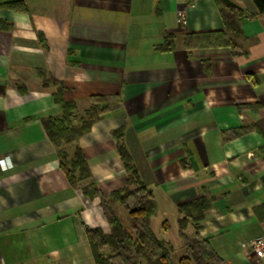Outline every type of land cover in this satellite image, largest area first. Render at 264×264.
Masks as SVG:
<instances>
[{
    "label": "crops",
    "instance_id": "crops-1",
    "mask_svg": "<svg viewBox=\"0 0 264 264\" xmlns=\"http://www.w3.org/2000/svg\"><path fill=\"white\" fill-rule=\"evenodd\" d=\"M0 21V264H95L85 228L110 232L100 197L60 168L42 119L61 108L42 72L64 84L75 122L92 96L108 105L64 147L81 148L101 195L126 185L122 128L158 238L182 246L178 205L204 198L184 233L226 264H264L247 250L264 236V18L252 0H0Z\"/></svg>",
    "mask_w": 264,
    "mask_h": 264
},
{
    "label": "trees",
    "instance_id": "trees-1",
    "mask_svg": "<svg viewBox=\"0 0 264 264\" xmlns=\"http://www.w3.org/2000/svg\"><path fill=\"white\" fill-rule=\"evenodd\" d=\"M252 1L264 18V0ZM6 6L20 8L18 2H10ZM222 14L224 20H227L223 9ZM229 25L238 32L236 22H231ZM5 27L7 25L0 21V28ZM40 76L43 77L44 85L52 84L56 87L53 99L61 108L60 116L42 119V125L48 138L57 148L60 168L65 173L70 185L79 186L82 192L90 198L100 197L102 209L110 226L108 234L103 233L98 228H85V235L91 248L94 263L174 264L171 257L173 246L158 238L151 229L150 219L156 212V203L151 189L142 183L137 176L135 165L123 140V129L114 130L112 137L127 172L126 185L107 196L101 195L96 189L81 148L75 145L72 154H68L64 148L66 144L76 142L90 129L94 121L108 111L109 108L105 100L100 96H92L89 107L75 122L76 104L73 100L64 97V84L61 81L47 78L44 72L40 73ZM130 199L135 202L132 209L128 207ZM109 202L119 203L128 211L131 231L124 227L121 218L109 207ZM208 204L206 199L198 198L178 205L179 236L182 245L189 253V255L181 256L178 259V264H190V258L196 264H208L203 262L204 259L213 262L209 264H226L206 239L200 238L196 233L192 237L184 233L190 221L195 225L202 218Z\"/></svg>",
    "mask_w": 264,
    "mask_h": 264
},
{
    "label": "rangeland",
    "instance_id": "rangeland-1",
    "mask_svg": "<svg viewBox=\"0 0 264 264\" xmlns=\"http://www.w3.org/2000/svg\"><path fill=\"white\" fill-rule=\"evenodd\" d=\"M108 205L114 211V213L118 217L121 218L124 227L126 229H128L129 231H131L130 219H129V216H128V211L125 208H123L119 203L109 202ZM134 206H135V202L132 199H130L128 201L129 209H132ZM157 225H158V220L154 219L153 230L156 231V234H159ZM173 238H174V235H173ZM105 253H107L106 250H105ZM183 255H189L188 251L186 250V248L183 245L182 246H178L177 245L175 247L173 246V252L171 254V257H172V261H173L174 264H178V259L181 256H183ZM203 262H207L208 264L209 263H213V262L209 261L208 259H204ZM190 264H196V263L194 262L193 259L190 258Z\"/></svg>",
    "mask_w": 264,
    "mask_h": 264
},
{
    "label": "built area",
    "instance_id": "built-area-1",
    "mask_svg": "<svg viewBox=\"0 0 264 264\" xmlns=\"http://www.w3.org/2000/svg\"><path fill=\"white\" fill-rule=\"evenodd\" d=\"M180 18L182 13H178ZM248 252L251 254L252 259H259L264 257V236L256 238L249 242L247 246Z\"/></svg>",
    "mask_w": 264,
    "mask_h": 264
}]
</instances>
